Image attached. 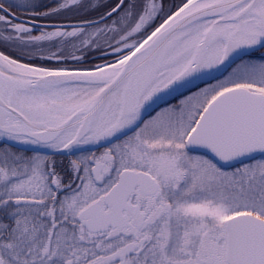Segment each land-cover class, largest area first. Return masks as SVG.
I'll return each mask as SVG.
<instances>
[{
    "label": "snow or ice",
    "instance_id": "1",
    "mask_svg": "<svg viewBox=\"0 0 264 264\" xmlns=\"http://www.w3.org/2000/svg\"><path fill=\"white\" fill-rule=\"evenodd\" d=\"M0 264H264V0H0Z\"/></svg>",
    "mask_w": 264,
    "mask_h": 264
},
{
    "label": "rangeland",
    "instance_id": "2",
    "mask_svg": "<svg viewBox=\"0 0 264 264\" xmlns=\"http://www.w3.org/2000/svg\"><path fill=\"white\" fill-rule=\"evenodd\" d=\"M172 102H173V103H175L176 101H175V100H173Z\"/></svg>",
    "mask_w": 264,
    "mask_h": 264
}]
</instances>
